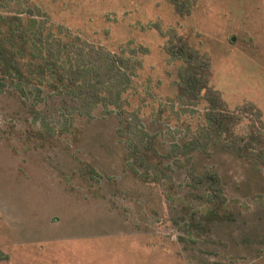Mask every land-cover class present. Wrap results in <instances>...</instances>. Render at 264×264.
Wrapping results in <instances>:
<instances>
[{
  "label": "rangeland",
  "instance_id": "374dc122",
  "mask_svg": "<svg viewBox=\"0 0 264 264\" xmlns=\"http://www.w3.org/2000/svg\"><path fill=\"white\" fill-rule=\"evenodd\" d=\"M183 1L189 13L180 15L169 0H0V15L30 9L53 37L127 61L124 114L154 136L159 160L171 168L159 182L127 169V137L116 133L112 105L78 114L45 84L46 99L37 102L7 82L0 264H264V167L252 169L219 146L193 156L197 171L218 172L227 199L218 215L230 219L208 224L204 193L162 156L200 127L205 110L204 102L177 98L178 63L164 50L171 35L209 58V85L241 115L235 132H249L252 116L238 109L251 105L264 136V0Z\"/></svg>",
  "mask_w": 264,
  "mask_h": 264
},
{
  "label": "trees",
  "instance_id": "16d2710c",
  "mask_svg": "<svg viewBox=\"0 0 264 264\" xmlns=\"http://www.w3.org/2000/svg\"><path fill=\"white\" fill-rule=\"evenodd\" d=\"M169 1L180 15L189 13L183 0ZM63 37H53L46 22L36 20L30 9L0 15V94L8 82L18 95L44 101L42 85L45 84L55 93L60 105L70 104L78 114L89 113L97 105H112L117 109L116 133L127 137L124 155L127 169L152 182L168 179L171 168L159 160L154 136L136 131L128 120L130 117L124 114L125 100L120 97L130 83L127 61L78 38ZM164 50L178 63V100L191 106L204 102L205 110L200 127L189 138L171 145L162 156L184 170L189 188L204 193L209 206L206 223L230 219L218 215L227 202L218 172L211 167L197 171L192 158L196 154L208 155L211 148L219 146L233 152L252 169L264 167V136L257 129L259 111L251 105L238 109L252 116L249 132L239 136L235 127L241 115L228 111L220 94L209 85V58L175 35L169 36Z\"/></svg>",
  "mask_w": 264,
  "mask_h": 264
}]
</instances>
